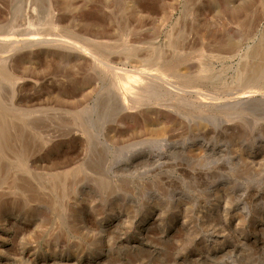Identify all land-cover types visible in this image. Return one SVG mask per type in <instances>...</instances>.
<instances>
[{"label":"rangeland","instance_id":"obj_1","mask_svg":"<svg viewBox=\"0 0 264 264\" xmlns=\"http://www.w3.org/2000/svg\"><path fill=\"white\" fill-rule=\"evenodd\" d=\"M207 2L0 0V39L20 41H0V120L9 137L7 152L0 150V264H264V0ZM139 12L143 33H158L157 41L134 42L126 32ZM35 35L48 43L22 42ZM200 35L209 51L180 56ZM75 38L96 56L140 50L148 69L130 72L138 76L156 77L150 65L160 67L166 54V72L187 67L191 74L175 79L189 90L175 105L181 122L152 116L175 135L113 145L107 159L87 158L71 142L50 147L52 158L39 156L28 139L32 100L72 90L68 57L57 64L53 53H65L56 41ZM88 74L93 87L108 80L93 95L112 84L99 66ZM88 85L81 76L77 97ZM44 107L50 116L64 110ZM102 111L88 113L94 134L113 118ZM137 113L122 112L118 125L132 130L128 115L141 121ZM70 117V125L85 126Z\"/></svg>","mask_w":264,"mask_h":264},{"label":"bare ground","instance_id":"obj_2","mask_svg":"<svg viewBox=\"0 0 264 264\" xmlns=\"http://www.w3.org/2000/svg\"><path fill=\"white\" fill-rule=\"evenodd\" d=\"M207 3L209 4V0ZM208 4H206V5H208ZM202 8L200 10H202ZM144 19H145L144 15L141 12H139L137 15V18H135L133 20V21H135L133 23V25L129 26V27L124 26V29H125V27L127 28L125 30L128 33V35H131L130 36V37H132L131 40L134 42L146 40L147 37H152V40L157 41L159 39V36H160L158 33L153 32V34L147 33L146 35L143 33L144 29L141 28V26H142L141 23L142 22L144 23V21H143ZM59 21H60V19H59ZM112 28H113V26H111V29ZM111 29H109V30L111 31ZM113 31L115 32L114 28H113ZM102 32H103V30H102ZM197 32H198V30H197ZM199 34H197V36H199ZM97 35L99 36V34H97ZM111 35H113V34H109V36H111ZM171 35H169V36H171ZM100 37H101V35H100ZM198 38L201 41H199ZM93 39H95V37ZM93 39H91V41ZM197 40L199 41L198 44H195V45L193 44L194 46L187 47L189 49H186L185 51H183L182 54L179 53L180 56L186 57L187 55H192L194 53L206 54L207 51H209L208 50L209 48H207V46H205L207 43L204 45V42H205L204 36L200 35V37H197ZM0 41H2L4 43L15 44V43H17L18 40L16 41V40H13V39L6 37V39H0ZM25 41L27 43L33 42L37 46L39 44H47L48 43V42H46L45 39L41 38V36L38 37L36 35L22 39V42H25ZM79 41H80L79 38H75L73 40L59 39L55 43V46H58L59 48L64 49V52H65V53L54 52L53 53L54 60L55 59L58 60V62L56 60H55V62L57 64L58 63L60 64L61 61L65 60L64 56L68 57L67 60L69 61V65L65 66V68L69 67L71 69L70 72L68 71L70 76L68 74H67V76H69V78L73 84L72 88H71L72 90L70 92H68V94L66 93V91H68V90H66L65 92L62 91L63 93H66V94H63V93L58 94L57 93L58 95L55 94V96H47V97L45 96L42 99L39 98V99H33L32 100V109L30 111V120H29L30 121L29 122V125H30V131L29 132L30 133H29V137H28L30 147L35 148V146L36 147L38 146V147H40V150H41V151L38 150L39 153H37V154L39 156H40L41 152L45 151L47 154V157L52 158L53 153L50 152L51 151L49 149L50 147H52L54 145H58V144H64L66 142H71V144L72 143L76 144V145L80 144L81 146H83L86 150L85 156L87 158H92L94 160V159H107L108 157H110L109 155L113 154V148L111 146L124 144L125 141L140 142L141 137L142 138L147 137V139H158V140L159 139H165L166 138L165 136H168V138L173 137L175 135V130L174 129L171 130L170 133L167 135L165 128H159V127L156 128L155 127L156 125L154 124L152 116L153 115H156V116L161 115L162 116V114L165 117L171 116L172 117L170 119L171 123H175V121H179V119L182 118L181 114L175 110V105H181L182 104V103L180 104V96L182 95L181 93L184 91L189 92V90L185 89L184 88L185 86L181 87V85L178 84L175 81V79L179 78V77L188 76L189 74H191L190 70L187 67H180V69H177L176 72L173 71L174 72L173 74H171L170 72H166L165 67L167 64H170V60H169L170 57H169V55L166 54L163 56V58H161V60L157 61L155 64V65H157V63H160V67H158V66L155 67L152 64L150 65V69L155 72L156 77L150 78L148 76H144V77L138 76L137 74H133V73L141 74L140 72H144V71H145L144 73H146V71L148 69V68L143 69L145 66V61L147 58L143 52H140V50L138 51L135 49L132 51H128L122 57L113 56L111 53L107 57H103V56L99 55L100 56V58H99V56L94 55L90 49H84V48H82V46H80V45L78 46L77 43ZM165 41H166V39H165ZM18 42H20V41H18ZM80 44H82V43H80ZM167 45H168V43H167ZM167 50H168V48H167ZM152 55L148 56L151 60H152ZM33 56H34V59L32 60V65L34 67L33 76L37 77L39 66H38V63L35 61L36 60L35 59V57H36L35 53H33ZM93 64L95 66H99L101 68V70L103 71L104 75L109 77V80L112 81V84L110 86H104L106 88V90H104L101 93L99 92L97 95H96V92H94V95H93V92L91 91V89L98 87L102 83L104 84V81H106L107 79L106 78H101V79L99 78L100 79L99 82L95 84V87H93L94 86V84L92 85V83L94 82L92 80L93 78H90V76L88 74V71L90 70V68ZM43 65H44V69L48 68V66H49V64H43ZM63 65L62 66L60 65V67L59 66L57 67V68L61 69V72H62V70H64V72H65V70L67 71V69H65L63 67ZM129 67H131V68H129ZM202 70H204L203 67L198 72L201 73ZM64 72H62V73L64 74ZM130 72H133V73H130ZM62 73H60V74L62 75ZM81 76H82V80L87 79V82H89L88 89H90V91L86 89V91H83V94L81 97H77V95L75 94V92H76L75 89H77L76 84H77V82ZM66 79H68V78H66ZM79 83H78V85H80ZM187 88H193V86H189ZM90 96H95L94 101H93V105L91 107H88V106L83 107V105L87 102V100L90 98ZM206 97L207 96H205V95H201L199 100L201 102H205ZM53 103L56 106L64 108V110H61V111L57 110L56 112L52 111L53 112L52 116H50V115H48L47 109L44 106L47 104L49 106V104L51 105ZM94 107H97V110L100 113H103V111L101 112L102 109H106V108L109 109L111 112V116L113 117L108 122L106 127H102V132L100 134H96V133L94 134L93 133L94 120L93 119L89 120L87 118L90 109H94ZM165 109H170V110L169 111L167 110L168 113H161L163 111H166ZM40 111L42 112L41 114H40ZM106 112H108V111H106ZM122 112H124V113H126V112H139V113H137V115H139L141 121L138 120V118L134 114L128 115L129 117L132 116V119L134 118L135 123H136L135 127H132V130L129 131V129L126 127V125H123L122 123L118 125L117 119L120 118V115ZM23 115H24V113H23ZM142 115H143V117L145 115V117L144 118L141 117ZM67 116H74V117H80L81 116L84 119L86 124H85V126L81 125L79 128H77L76 125H70L72 117L67 119ZM179 122H181V121H179ZM180 124L181 123H179V125ZM4 126H5V124L2 122V120H0V150H2L4 153H6L7 152L6 149L9 145V143H8L9 140L7 141V139L9 137L7 138V136L5 135V130L3 129ZM175 128H177V127H175ZM24 131H25V129L23 130V134H24ZM43 131L46 133H44ZM42 132L46 135L45 139L40 138V133H42ZM20 135H22V134H20ZM5 138H6V140H5ZM41 141H43V143H41ZM143 141H144V139H143ZM7 143H8V145H7ZM98 146L101 147L100 150L98 149ZM14 149H16V147ZM21 150L26 151L25 149H22V147H21ZM9 151H10V149H9ZM13 151H15V150H13ZM17 153H18V151H17ZM19 154H20V152H19ZM81 155H82V153H81ZM18 156H20V155H18ZM23 156L25 157V153ZM8 157H9V154H8ZM16 158H19V157H17V155H16ZM18 162L22 163L23 158H19ZM117 170H116V172H117Z\"/></svg>","mask_w":264,"mask_h":264}]
</instances>
